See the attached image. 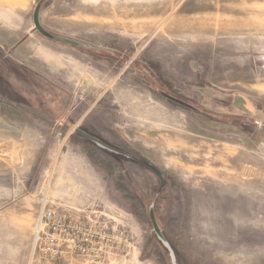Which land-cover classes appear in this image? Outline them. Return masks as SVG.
Returning a JSON list of instances; mask_svg holds the SVG:
<instances>
[{"label": "rangeland", "instance_id": "374dc122", "mask_svg": "<svg viewBox=\"0 0 264 264\" xmlns=\"http://www.w3.org/2000/svg\"><path fill=\"white\" fill-rule=\"evenodd\" d=\"M0 59V264H264L263 0H0Z\"/></svg>", "mask_w": 264, "mask_h": 264}, {"label": "built area", "instance_id": "2783aa9c", "mask_svg": "<svg viewBox=\"0 0 264 264\" xmlns=\"http://www.w3.org/2000/svg\"><path fill=\"white\" fill-rule=\"evenodd\" d=\"M38 223L40 232L52 236V246L56 255H60V250L65 246L73 252L75 251L77 245L73 238V227L70 223H67L65 215L57 213L45 204L40 210ZM87 241L88 239L85 240V242Z\"/></svg>", "mask_w": 264, "mask_h": 264}, {"label": "water", "instance_id": "95a60500", "mask_svg": "<svg viewBox=\"0 0 264 264\" xmlns=\"http://www.w3.org/2000/svg\"><path fill=\"white\" fill-rule=\"evenodd\" d=\"M39 9H40V4H39L38 6H36V8H35V10H34V14H33V23H34V27H35V29H36L38 32H40L43 36H45V37H47V38H49V39H51V40L63 41V40L57 38L56 36H53L52 34L46 32V31L40 26V24H39V20H38ZM163 95L165 96V98L169 99L170 101H172V102H174V103H176V104L186 105V104H184L183 102H181V101H179V100H177V99H175V98H173V97H171V96H168V95H165V94H163ZM78 133H79L81 136H83L85 139L89 140V141L92 142L95 146L99 147V148L102 149V150H107V151H109V152H113V153H116V154L120 153V152H118L117 150H115V149H113V148H111V147H109V146L103 144V143L100 142L99 140H97V139H95V138H93V137L87 135V134L84 133V132H80V131H78ZM120 154H122V153H120ZM123 155L126 156V157H128V158L133 159L134 161H136V162H138V163L143 164L144 166H146L147 168H149L153 173H155V174L158 176V178L160 179V187H159L158 193H160L161 190L164 188V185H165V184H164L163 178H162L161 174L158 172V170H157L155 167L151 166L150 164H148V163H146V162H144V161H142V160H139V159H137V158H132V157L127 156V155H125V154H123ZM149 218H150V220H151V224H152V226H153V230H154V232H155L157 238L162 242V244H163L166 248H168V249L170 250L169 245H168V243L165 241V239H164V237H163V235H162L161 229H160V227L158 226V224H157V222H156L155 215H154V210H153V205H151L150 208H149Z\"/></svg>", "mask_w": 264, "mask_h": 264}, {"label": "bare ground", "instance_id": "6f19581e", "mask_svg": "<svg viewBox=\"0 0 264 264\" xmlns=\"http://www.w3.org/2000/svg\"><path fill=\"white\" fill-rule=\"evenodd\" d=\"M234 1V0H233ZM236 1V0H235ZM251 1V0H250ZM264 1V0H263ZM217 2V1H216ZM225 2V1H224ZM240 2H242V1H240ZM240 2H237V3H240ZM220 3V2H219ZM236 3V2H235ZM212 5V4H211ZM213 7V6H212ZM231 7V6H230ZM208 8V7H207ZM209 9V8H208ZM222 9V8H221ZM225 10V9H224ZM229 11V10H228ZM247 11V10H246ZM221 12V11H220ZM225 12H226V10H225ZM239 13H240V11H239ZM233 13H231V15H232ZM245 14V13H244ZM234 15V14H233ZM232 15V16H233ZM235 16V15H234ZM245 16V15H244ZM247 16V15H246ZM245 16V17H246ZM186 23V22H185ZM221 23V22H220ZM216 24V23H215ZM239 24H240V21H239ZM238 26V25H237ZM242 26V25H241ZM233 27V26H232ZM247 28V27H246ZM215 29V28H214ZM223 30V29H222ZM231 30V29H230ZM207 31V30H206ZM209 31V30H208ZM214 31V30H213ZM229 31V30H228ZM227 31V32H228ZM211 32V31H210ZM232 32V30L230 31V33ZM233 32H234V30H233ZM243 32V31H242ZM212 33V32H211ZM219 33V32H218ZM225 33V32H224ZM222 34V33H221ZM39 228V223H38V225H37V229ZM37 239V237L35 236V240Z\"/></svg>", "mask_w": 264, "mask_h": 264}, {"label": "crops", "instance_id": "0c3cea01", "mask_svg": "<svg viewBox=\"0 0 264 264\" xmlns=\"http://www.w3.org/2000/svg\"><path fill=\"white\" fill-rule=\"evenodd\" d=\"M0 61H1V59H0ZM2 62V61H1ZM4 66H5V64L4 63H2Z\"/></svg>", "mask_w": 264, "mask_h": 264}]
</instances>
